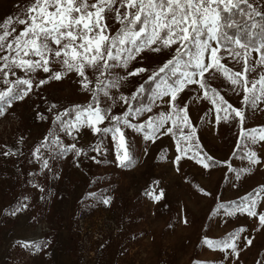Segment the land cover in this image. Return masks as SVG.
<instances>
[{"label": "rangeland", "instance_id": "obj_1", "mask_svg": "<svg viewBox=\"0 0 264 264\" xmlns=\"http://www.w3.org/2000/svg\"><path fill=\"white\" fill-rule=\"evenodd\" d=\"M30 2L0 0V23L9 16L24 18ZM250 2L264 12V0ZM13 26L18 31L23 27ZM118 28L119 24L111 23L113 33ZM176 47L143 50L127 68L114 70L127 78L110 89L112 99L99 95L100 106L110 107L115 115L151 106V112L130 117L133 123H146L161 112L170 116L152 140L122 126L133 156L129 167L118 165L110 136L103 137L100 154L89 147L100 140L90 129L73 130L75 141L59 131L57 115L68 111L62 119L74 120L73 106L91 101L92 93L81 86L75 72L39 87L48 74L42 70L31 74L32 91L23 100L12 101L0 115V264H264V222L259 219L264 214V141L251 143L241 136L242 130L264 129V96L254 107L242 103L245 87L251 88L264 77V63H258L261 53L253 50L246 63L242 49L236 50L239 57L221 49L218 58L223 67L213 66L206 72L205 82L221 92L215 97H224L244 113L241 124L232 108L217 113L214 96L206 94L199 82L186 85L178 94V103H165L170 96L154 100L159 83L148 88L144 102L140 100V86L173 58ZM211 61L206 53L205 64ZM53 68L60 70L59 65ZM137 68L147 71L127 76ZM15 71L17 75L10 74L9 80L29 78ZM163 74L161 84L166 81ZM86 75L93 81L89 87L94 88L93 70L87 69ZM233 78L239 82L232 84ZM7 87L0 82V90ZM133 94L135 100L130 99ZM121 95L129 98L128 104L120 100ZM184 116L189 126L180 119ZM218 116L227 119L218 120ZM172 117L178 126L173 127ZM106 125L107 121L99 126ZM168 128L172 131L167 132ZM179 128L184 134L195 128V138L183 140ZM46 138H59L65 146L76 143L82 154L53 153L42 147ZM37 148L41 159H37ZM248 150L255 151L259 164L245 157ZM258 192L256 216L240 211L229 215L230 210L221 208L222 204L234 207ZM233 234L229 242L235 243V252L204 243L205 239L227 240Z\"/></svg>", "mask_w": 264, "mask_h": 264}, {"label": "snow or ice", "instance_id": "obj_2", "mask_svg": "<svg viewBox=\"0 0 264 264\" xmlns=\"http://www.w3.org/2000/svg\"><path fill=\"white\" fill-rule=\"evenodd\" d=\"M25 7L24 18L9 16L0 23V82L8 86L0 90V115L4 114L6 107L11 106L12 101L23 100L32 91L34 76L31 74L38 70L48 74L46 79L39 81V87L50 80H60L66 74L75 72L80 77L81 86L92 93L91 101L86 106H73L71 111L75 112L74 120L62 119L69 114L68 111L57 115L59 131L73 136L75 141L73 130L79 132L81 128L90 129L93 134H98L100 140L89 147L100 154L103 152V137L110 136L115 141L116 160L120 167H129L133 162L130 144L122 126L143 133L146 141L152 140L161 132L170 116L161 112L159 117H149L146 123H133L130 117L151 112V106L137 108L134 112L124 111L122 115L111 114L110 107H101L99 95L102 93L104 97L112 99L110 89L118 88L127 78L117 76L115 69L127 68L128 63L145 49L160 52L178 45L173 58L149 77L155 79L169 69L172 76L180 73V78L172 82L164 81L154 93V100L170 96L171 100L165 103H178V94L186 85L198 83L197 76L203 77L213 66L217 70L223 67L217 56L221 47L228 50L230 55L239 57L241 53L234 47L238 46L244 51L246 63L253 50L261 52L258 63H264V12L254 7L250 0H31ZM112 22L119 24L114 33L111 31ZM13 25L23 27L18 31ZM206 53L215 61V65L205 64ZM53 65H59L60 70H54ZM89 68L95 75L94 88L89 87L93 83L86 75ZM17 69L29 78L9 80L10 74L17 75ZM145 71L147 69L137 68L128 72L127 76ZM224 71L229 69L224 68ZM235 76L239 77L240 73H235ZM238 82V79H232V84ZM256 83L261 85L259 89L256 88ZM201 87L205 85L201 83ZM139 91H143L142 85ZM261 96H264V77L252 83L251 88L245 87L242 103L254 107ZM136 98V94H133L130 99ZM120 100L125 104L129 103V98L123 95ZM212 102L221 105L218 112H227L232 108L222 97L219 101L213 99ZM52 107L55 108V105ZM232 111L240 117L243 124L244 113L234 108ZM221 118L227 119V116L217 117L218 120ZM180 119L185 126H189L187 116ZM105 121L107 125L100 127ZM166 131L171 132L172 129L168 128ZM179 131L183 140L191 142L195 138V128H190L187 134H184L183 128H179ZM241 136L251 143H256L257 139L264 141V129L242 130ZM42 147L60 155L70 151L76 156L82 154V149L76 143L65 146L59 138H46ZM195 147L198 148L199 144ZM7 154L9 153H5ZM193 154L196 155L195 152ZM36 156L37 159L42 158L40 148L36 149ZM245 157L252 164L260 163L255 151L248 150ZM91 158L96 159L95 156ZM205 159L216 163L210 156ZM43 163L48 167L47 160H43ZM259 198L258 192L254 196L245 197L234 207L222 204L221 208L230 210L229 215L240 211L256 216L254 209ZM109 199L103 202L107 204ZM24 206L26 205H22ZM259 219L264 222V214ZM233 239L234 234L227 240L205 239L204 243L213 248H231L235 252V243L229 242ZM248 243L251 244V240ZM35 247L38 248L39 245Z\"/></svg>", "mask_w": 264, "mask_h": 264}, {"label": "trees", "instance_id": "obj_3", "mask_svg": "<svg viewBox=\"0 0 264 264\" xmlns=\"http://www.w3.org/2000/svg\"><path fill=\"white\" fill-rule=\"evenodd\" d=\"M235 47V49L236 50H238V49H240L238 46H234ZM223 50L224 52H226V51H228V50H226V49H224V48H220L219 50ZM223 52V53H224ZM258 52V51H257ZM220 52H218L217 53V55L219 54ZM259 53V52H258ZM261 53V52H260ZM261 55V54H260ZM259 55V56H260ZM218 57H219V55H218ZM166 63V62H165ZM164 63V64H165ZM211 63L213 64V65H215V61H211ZM163 64V65H164ZM170 70V69H169ZM157 72H158V70H157ZM156 72V73H157ZM207 72H210V71H207ZM169 73H170V71H169ZM163 73H160L159 75H157L156 77H155V79H148V80H146V82H144V84H143V91L142 92H139V95H140V97H142L143 99H140V100H143V102L145 101V99H146V93H147V90H148V88H150V86H154L155 84H158L159 83V85H162L161 83V80L162 79H160V77H161V75H162ZM234 75H235V72H234ZM206 76H207V73L205 72V74H204V76L203 77H198L199 78V83H200V86H201V83H203L204 85H205V87H201L202 88V90L206 93V94H209V95H213L214 96V98L213 99H215V100H217V101H219L220 99H221V97L220 96H218V97H215V95L216 94H221V92L218 90V88L215 86V85H210V84H208L207 82H205V79H206ZM174 78V80L175 79H178V78H180V73H177L176 74V76H172V74L170 73V74H168V73H165V74H163V79L165 78V80H167V81H169V82H172V80H170V78ZM223 98V100L224 101H226V103L227 104H230V102H229V100L227 101L224 97H222ZM142 102V103H143ZM214 106H215V108H216V110L218 109V108H220L221 107V105L219 104V103H217V104H213ZM229 110H231V108L230 109H228V111ZM217 113H218V111H217ZM177 115H180V113H177ZM176 118H177V120H178V117L176 116ZM172 125H173V127H175V124L176 123H174V121H175V119H174V117H172ZM176 126H178L177 124H176ZM176 136V135H175ZM178 139V140H177ZM176 141L177 142H180V138H176ZM194 147V145H190L189 146V148L190 149H192ZM191 152V151H190Z\"/></svg>", "mask_w": 264, "mask_h": 264}]
</instances>
